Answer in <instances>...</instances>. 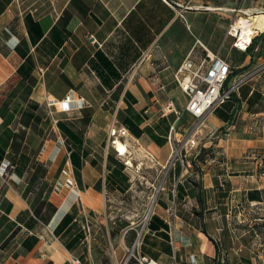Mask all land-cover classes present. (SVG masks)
Segmentation results:
<instances>
[{
    "label": "crops",
    "instance_id": "obj_1",
    "mask_svg": "<svg viewBox=\"0 0 264 264\" xmlns=\"http://www.w3.org/2000/svg\"><path fill=\"white\" fill-rule=\"evenodd\" d=\"M239 2L0 0L16 87L35 81L29 99L14 102L59 106L71 95L73 109L61 113L57 107L55 121H71L84 141L67 142L57 125L56 140L37 147L49 159H36L23 176L16 165L10 180L0 181V264L125 262L143 229L134 225V208L145 206L153 191L135 189L140 181L131 179L112 148L114 128H125V139L141 144L162 167L174 144L186 146L184 161L169 167L138 249L142 257L159 264H264V172L258 169L264 162L247 156L264 151V73L202 120L186 111L188 99L175 80L190 53L203 54L200 43L237 71L264 61L263 36L252 56L236 48L229 33L236 12L249 15L264 0L237 10ZM13 113L0 112V145L7 149L0 170L12 164V131L25 137L19 156L34 150L28 144L32 127L20 123L21 113L12 123ZM204 149L214 156L199 158ZM105 172L106 196L97 189ZM68 180L76 186L66 187ZM113 198L128 201L126 214L109 208L106 200ZM174 207L176 216L168 212Z\"/></svg>",
    "mask_w": 264,
    "mask_h": 264
},
{
    "label": "built area",
    "instance_id": "obj_2",
    "mask_svg": "<svg viewBox=\"0 0 264 264\" xmlns=\"http://www.w3.org/2000/svg\"><path fill=\"white\" fill-rule=\"evenodd\" d=\"M229 33L237 40L235 43L236 48L239 50L248 51V49H242L239 45L240 37L235 35L234 25H232ZM200 45L204 50L203 54L196 56L194 52L190 53L176 71L175 80L188 99L186 111L197 117L199 120H202L208 114L214 112L216 109L229 101L233 92L238 90L244 84V81H247L251 77L254 78L264 72V63L256 66L253 71H250L249 75L241 76L242 79L230 87L229 83L234 69L220 55L212 53L202 43H200ZM250 46L251 45H248V47ZM61 105L64 111H71L73 109L72 96L69 95L64 101H62ZM111 135L113 138V144L116 146V150L118 151L119 155L122 156L121 151H119L117 148V142L119 140L121 141L122 138H126L128 131L125 128H114L111 132ZM195 146L196 142L192 141L190 147ZM185 150V145L174 144L172 157L168 165L165 167H162L157 161V158L152 153L147 151L152 163L151 168L153 170H159L160 168V183L157 186H152L153 193L150 195L143 229L138 233L137 239L135 240L133 246L129 249V253L123 264H159L158 262L150 260L147 257H142L139 254L138 249L141 246L144 231L148 229L152 217L155 214L158 197L160 192L164 190L169 167L174 166L177 162L184 161ZM65 173H69L67 169H65ZM69 181L70 180L66 182L67 185L71 187L76 186L74 182L70 181L69 183ZM168 212L170 215L176 216V207L169 209ZM87 229L89 233H91L90 226H87ZM71 264L82 263L79 259H74Z\"/></svg>",
    "mask_w": 264,
    "mask_h": 264
},
{
    "label": "rangeland",
    "instance_id": "obj_3",
    "mask_svg": "<svg viewBox=\"0 0 264 264\" xmlns=\"http://www.w3.org/2000/svg\"><path fill=\"white\" fill-rule=\"evenodd\" d=\"M244 2H245V0H240L239 3H236V9L241 10L242 8H245V7L252 4V3H250V0L248 3H246V2L244 3ZM252 13L254 15L255 14L256 15L264 14V5L261 4V6L255 8V11H253ZM249 16L250 15L246 14V11L245 12H242V11L236 12L235 20L231 24V27H232V25H234V26L237 25L239 18L249 17ZM18 26H19L18 23H14L12 25V29H17ZM231 27H230V30H231ZM258 35H255V37H254V39L256 37H259V36L261 37L257 46H259V44H261V40L264 37V34H260L259 36ZM6 42H7V35L3 31V26L0 25V112H2V111L8 112L10 110L11 111H15V110L18 111L21 109V114L24 113V115H25V111H27V104L20 103V102H14V99H15V97H17L15 95H17L19 92L23 91L22 94L19 95V101L20 100L25 101L27 94L29 92V88L24 90L23 89L24 87L23 88L16 87V85L18 83L17 82L18 77H17V74L12 70V67L10 65V59L7 58L8 47H7ZM254 49L251 51L248 50L246 52V54L255 56L256 52L254 51ZM262 63H264V61ZM253 69L247 68V69H242L239 71L234 70L232 78H231L230 83H229V86L231 87V86L235 85V83L237 81L242 79L241 75L242 76L249 75L250 71H253ZM262 73H264V72H262ZM252 78L253 77H251L247 81H244L243 85H248V83L251 82L250 80ZM262 79H264V75L262 76ZM261 82H263V81H261ZM14 93H16V94H14ZM13 96H15V97H13ZM11 99H13V100L11 101V104H10ZM6 102H9V104ZM5 104L7 105L6 107H5ZM57 107H60L62 109V111H64L62 108V105L47 106L45 104H42L40 109L37 111L39 117L42 119V122L38 123L36 125V128H34V129L32 128V134L28 138V144H31L34 147L33 152H31V153L28 152V154H30L31 158L35 157V159L33 161H36V159L44 160V161L49 159L48 157L50 155L48 153H44L43 148H42V151L40 152L39 150H37V147L40 146L41 144L42 145L45 144V142L47 140H51V139L56 140V138H55L56 134H55L54 129H56V127H57L55 119H57L56 116L59 113ZM69 112H71V111H64L61 113H69ZM69 117H74V115L67 116V118H69ZM261 122H262V125L264 126V119ZM66 123L69 124V123H71V121H66ZM260 125H261V123L259 124V127H260ZM45 131H47V132H45ZM257 131L259 132V130H257ZM224 134H227V133L224 131V133H222V135H224ZM240 136H242V135H240ZM121 142L129 145L130 154L128 155V157H129V160L134 165L133 168L128 167L126 157L121 156V158L124 161L125 166L129 168V175H130L131 179H133L135 181L136 180L140 181L135 189L142 191V190H148V188H149L152 190V186H151V184L148 183V181L149 180L157 181V179L160 176V173L158 170H153L151 168L152 163H151V160L148 156L147 150L145 151V149H143L142 145L139 144L138 142L133 143L132 141H129L125 138H122ZM111 145H112V148L119 155L118 151L116 150V146H114V144H113V139L111 140ZM36 151H38V152H36ZM212 152H213V150L211 151V150L204 149L203 152L200 153L199 158L210 159L214 156V154ZM43 154H45V155L43 156ZM42 156H43V158H41ZM247 156H250L252 159L251 161H253V162L258 161V158H260V159L262 158L261 160H263V162H264V151H261V153H259V151L249 153ZM255 157L257 158V160H255ZM258 169L260 170V172H264V163ZM153 171H155L156 177L154 175H152ZM12 176H13V166L11 164L6 165V167H4L3 169L0 170V181L10 180V178ZM106 177L107 176H106V172H105V173H103V177L101 179V182H99V184L97 186V189L100 188L103 190L105 196H106V192H105L103 186H104V181L106 180ZM153 177H155V178H153ZM159 180H160V178H159ZM66 184L67 183H65V186H66ZM112 200L111 201H110V199L106 200L109 208L117 210L115 208H118L117 206H119L120 210L118 212H120L121 214H123V213L126 214L127 211L123 207L129 208V206H127L128 201L126 199H125V201H123L124 199H122V200L120 199V201H118V200L115 201L114 198ZM148 205H149V200L146 202L145 206L143 205V206L134 208L133 212H136L135 213L136 215L133 218V221L135 222L134 225L136 223H138L139 225H141V227H143V224L145 222V214L147 212ZM131 210H133V209H131ZM262 225H263L262 226V232H264V224H262Z\"/></svg>",
    "mask_w": 264,
    "mask_h": 264
},
{
    "label": "trees",
    "instance_id": "obj_4",
    "mask_svg": "<svg viewBox=\"0 0 264 264\" xmlns=\"http://www.w3.org/2000/svg\"><path fill=\"white\" fill-rule=\"evenodd\" d=\"M259 39H260V37H256L253 40L251 46L248 48L249 51L253 50L257 46ZM18 73L22 74L21 68L18 70ZM26 76H30V73L25 72V77ZM29 83L30 84L27 87L23 88L24 90L29 88V92H28L25 100L29 99V96L32 94L35 81L32 79ZM242 86H244V85H242ZM18 87H20V86H18ZM22 92H19L15 96L19 97V95H21ZM235 93H236V91L233 92L229 101H231L233 99ZM14 94H16V93H14ZM15 96H13V97H15ZM229 101H227L225 104H227ZM6 106L7 105L5 104V107ZM40 107H41V105L39 103H37L35 101H30L27 104V111H25V115H24V113H22L23 116H22V119L20 120V123L23 124V126H25L27 128H30V127H32L33 129L36 128V125L38 123L42 122V119L39 117V115L37 113V111L40 109ZM19 113H21V109L18 111H16V110L14 111V113L12 115V120H11L12 123L15 122L16 114H19ZM57 125H58L59 129L61 130V132L63 133V135L65 136V138H67V142H70V140H71L75 144H78L81 146L83 145V143H84L83 139L75 133V131L70 127V125L68 123H66L65 121H58ZM11 133H12V139H13V142H12V149H13L12 154L13 155L9 154V156L7 158H9V160L12 163L11 165L13 167L16 165H17V168H18V165L21 166V171L19 170V175L23 176L27 167L30 166L31 163L35 162V161H33L34 158H31L30 154L25 153V152H22L21 155L19 156V153L21 151L20 149H21L23 143L25 142L24 141L25 137H24V135H22V133H19V132L12 131ZM70 151H71V160H72L75 168H81L82 164L78 160L79 155H78L77 151L72 150V149ZM6 154H7V149H4L3 145L1 144L0 145V161L1 162H3L6 159V156H7ZM87 156H88V154L86 152H84V159H87ZM33 179H35V181H37L38 177L34 176Z\"/></svg>",
    "mask_w": 264,
    "mask_h": 264
},
{
    "label": "bare ground",
    "instance_id": "obj_5",
    "mask_svg": "<svg viewBox=\"0 0 264 264\" xmlns=\"http://www.w3.org/2000/svg\"><path fill=\"white\" fill-rule=\"evenodd\" d=\"M249 17H241L238 20L237 25L234 26V33L240 37L239 45L242 49H248V45H251L255 35L264 30V14L254 15L249 12ZM117 148L121 151L122 156L126 157L127 165L131 168L134 167L129 160V145L121 142H117ZM66 187H71L66 184ZM69 195V194H68Z\"/></svg>",
    "mask_w": 264,
    "mask_h": 264
}]
</instances>
